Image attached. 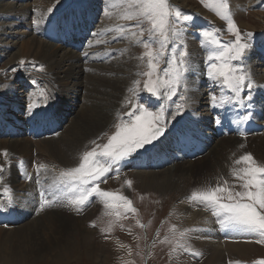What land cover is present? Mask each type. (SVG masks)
Returning a JSON list of instances; mask_svg holds the SVG:
<instances>
[{"label": "rangeland", "instance_id": "rangeland-1", "mask_svg": "<svg viewBox=\"0 0 264 264\" xmlns=\"http://www.w3.org/2000/svg\"><path fill=\"white\" fill-rule=\"evenodd\" d=\"M2 1L3 0H0L1 8H5V7L8 8L10 4H16V3L24 4V3H27L28 0H22V1L21 0H4L3 1L4 3ZM96 1L95 0H92V1L91 0H59V3H57V0H54V2H51L52 11L49 12L47 10L41 15L38 13L40 12V9L44 8L45 3L39 4L38 0H34V1L29 0L28 2L33 4L32 6L33 9L29 12L30 21L32 23L31 26L26 27L24 25L17 24L14 35L10 39L8 38L5 39L6 36L5 37L3 36L2 37L3 39L0 41L1 44H6V46L0 47V52H1L0 53V83H2L0 84V105L7 106L8 107L7 110H9L8 112L10 111L12 112L11 108H13V106H15V109L16 107L22 109L21 111H17V114L19 115V117L21 115L20 112H24L28 115H33L36 112H43V111L37 110L36 108L31 109V110L28 108L29 104H39L41 105V107H44V102L41 101L42 97H40V100H38V102L36 103V97L37 95H41V90L44 93L45 103L48 102L51 96L53 97L55 96L53 98L55 101L54 102V106H55L56 99L60 98L59 91H58V83L55 80L53 71L49 67L50 63L47 61L41 60V57L39 56L40 55L39 48L37 47L34 49H30L29 45L27 46V41H31L36 36L37 39L40 40L42 43L45 42L44 44L49 43L57 48L58 47L62 48L59 51V55H63L64 52L66 51L74 50L72 49V45L64 44L65 41L55 40L54 41L55 44L49 42L47 39H45L43 33L40 34V29L35 34L34 26L36 23L34 22L40 21V24L41 22L43 24L45 21V18H47L48 15L53 17L56 14V12L58 13L57 15L59 16L60 22H62L64 20V14H63V11L58 12L59 10H66L72 6L75 8L77 6L83 7L84 9L83 13L85 15V18H84L85 20L83 21L79 20L77 23L67 20L65 22L64 27H61L58 33L59 35H62V34L65 35L72 31L82 29L85 26V24H91V19L94 22L95 28L94 27L92 28H94V31L96 32L95 34L96 36L94 35L95 37H93V41L95 42H92V43L96 45L95 50L97 52L93 51V49L87 51L88 54L85 57L87 58L86 62H88L89 60V62H91L90 64H94V65L91 66V71H89V67L85 68V74H84L85 76L86 74L87 75L90 74V76L97 74L96 71L92 70L94 66H97L98 69H99V65L101 64L102 65L108 64V66H111L107 62H110V60L113 59V57L123 54L126 51L128 55H130V52L132 53L131 57L134 58V60H136L135 65H134L135 69L133 71V74L135 77L131 78L128 85L126 84L127 86H129L128 89L125 88L127 89L126 95L127 94L128 95L125 96V100L121 103L120 110L117 112L115 119L111 122V125L108 126L107 128H104V130H102L98 135L92 137V139L90 138L83 145V147L76 152L77 154L75 153V155H77V162H76L77 165L80 163L79 158L81 157V154L84 151L90 150L92 147H95L96 145L102 146L105 143H107L108 137L111 136L116 131L114 125L119 123L121 118H123V120L125 121L128 120V117L126 114L133 109V104H143L144 107L149 108L148 103H146V101L144 100H147V97L150 94H148L146 91H139L138 96H137L136 93L129 91V88L133 87L134 81L140 80V88L142 89L144 81L147 79V77L138 75L139 72L148 70L147 69V58H144L143 61L139 58L146 51V49L142 45H138L134 43V41H132V39L130 38H118V33L110 30L114 27L112 26L114 24L115 25H119V24L131 25V24H135L136 22L120 19L119 16L115 17L113 14L106 15L102 8L101 10L98 9L99 7L98 4L101 5V7L104 6L103 0H99V3H97ZM191 1L192 2H190V5L185 6L181 2L172 0V3L174 5H177L185 14H190L193 16V20L190 22H187V24L181 21L177 23L176 25L177 27L186 28V31L183 33L182 39L187 44L188 51L191 54L190 60L193 66V70L188 76L187 91L181 90L180 92V95L185 96L186 103H184L183 101H180L177 97H173V101H175L176 103H184L183 110L178 112L177 109L175 108V104H173L172 102H168L167 104V112H166V114H168L166 115V117H168L167 124L170 121L169 118L173 119L172 118L173 116H175V118L177 117V124H178L180 119H182V117L184 118L185 114L198 113L201 115H206L209 112L206 108L210 101V94H215V93L218 94L219 92L224 90V89H221L219 86L213 84V82L209 78L207 80V76L205 74H196L195 71L197 70V67H196L197 61L194 60L195 57L194 58L192 57L193 50L191 49L192 47L190 48L191 45L189 43V41L191 40V37L188 35H195L193 39L197 38V43L199 46L198 49L204 54L203 59L202 60L200 59V60L204 63V69L206 70L207 69L206 56L208 55V51L211 48V46L209 45L205 47L204 45H202L201 40L203 39V37L201 35V32L204 29L211 30L213 29V26L215 27V29H219V30H221L222 28L225 29L226 21L221 19L218 15H216L215 12H213L209 8L204 7V5L201 3V0H191ZM248 1H251V0H248ZM253 1L254 0H252L251 2ZM228 2L230 5V10H231V3L230 1ZM90 3H94L96 6H89ZM199 9H204L206 11L205 14L211 13L214 16H216L214 18L218 19L219 25L215 21L211 22L206 18L202 19V16L199 13ZM243 11L244 12L242 14H244L245 16L244 21L248 19L245 22L248 23L249 21L253 23L254 25L259 24L261 27H263V29L261 30L262 31L261 33L264 34V16H260L261 14L260 15L255 14V13H260V12H255V11L264 12V9L261 10L259 6L254 7L253 4L250 5L248 3L246 7L244 6ZM84 15L81 17H84ZM92 15H95L96 17H91ZM89 17H91V19H89ZM2 20L3 18L0 19V22H2ZM234 20L242 32H252L254 34V38L257 33H260L258 32L259 31L258 28L251 29V27L250 28L243 27L238 24V21L236 19ZM188 23L192 25V29H190L189 27L190 25ZM101 24H105V25L109 24V27L107 30H101V31H105L104 34H102L101 31L99 30ZM205 25L211 26V27H205ZM142 27L147 28L148 25L144 24L142 25ZM7 30H9V28L6 29V31ZM197 30L199 31V34L201 35L199 37H197L198 35ZM18 32H21V34ZM220 35H221L222 40L224 41L234 39L233 35L229 32L224 34L220 31ZM147 37H148V33L147 31H145L143 38L147 39ZM87 40L88 42H90L89 41L90 38H88ZM95 43H98L99 47H98V44H95ZM175 43L179 44L180 40H176ZM56 44H59V45H56ZM101 44H103L104 48L100 47ZM60 45H62L63 47H61ZM173 46L174 45H171V44L169 45L170 48ZM152 47L156 48L158 47V45L154 44ZM88 48H90V45H88V47L85 50H87ZM100 48L110 49V50L115 49L117 52L113 53V55L110 56L111 58H109L108 61L99 63L96 60L97 58L94 57L93 54H96L95 56L99 55L98 53H99ZM262 49L261 51H257V52L253 51L252 49L248 53V59L246 61L247 68L252 73V79H254L256 84L259 83L256 81V78H257V76L255 75L256 69L258 71L262 70L261 76L264 77V70H263L264 69V58H263L264 50ZM85 52H83V54ZM89 53H92V54H89ZM165 59H167V56L165 57ZM253 61L260 62L261 64L254 65ZM160 66L161 68H163L164 64L161 63ZM51 72L53 73L52 75H50ZM117 76L118 75H116V77ZM197 76L204 77L205 81L203 82L202 85L201 84L195 85L192 83V78L194 77L198 79ZM50 79L51 81H48ZM33 80L36 81L35 84L32 83ZM85 80H87V78ZM30 84H33L35 86V90L31 91L33 87L30 88ZM11 86L12 88L17 89L18 91H21L22 94L20 95H22V97L19 99V101H16V100L15 101L12 100V102L8 101L6 97V93L10 91ZM37 88H42V89L37 90ZM256 89H259V87ZM194 90L201 91L203 95L201 99L199 98L195 106L192 100V92ZM82 93H83V97L81 96L82 102L79 100L80 106L77 109V110H80V112H81V104L83 106L84 104H86L84 103L85 95L87 94L86 89H84ZM16 94L17 92H13L14 96H16ZM222 95H225V93ZM45 97H47V99H45ZM153 98L156 99L155 97ZM127 100H131L132 103H127ZM140 100H142L143 102ZM15 109L13 108V110ZM151 111H156V109L153 108L151 109ZM222 111H224V109ZM258 111H260L261 113L262 110L259 109ZM263 112H264V109H263ZM225 113L226 112H224V114ZM210 114L211 112H209V114L207 115L211 118L212 114L211 115ZM224 114L220 116V120L224 116ZM255 116L257 115L254 114L253 116H251V119L254 121H255ZM67 117L68 119H70L71 116L70 117L67 116ZM12 120L13 122L16 121L15 119H12ZM71 120L72 119H70V121ZM70 121L67 122L66 126L60 129L62 133L59 137H55L51 139H49L50 137H47L45 139H40L38 141L48 140V141L56 142L58 138L62 139L63 134L65 130L67 129ZM215 127H216V124H215ZM253 130L255 131L256 128L255 129L251 128L250 134L254 133ZM17 135H20L23 137L22 138H20L19 136L7 137L10 139H2L0 140V142H2L3 140H14V139L19 140V139L28 138V137L32 139L35 138L30 135H27V137H24L26 136V132L22 133L19 126L17 127ZM167 136L162 142L157 144L156 147L153 148V150H156V148L157 149L160 148V146L165 143ZM32 139L30 140L32 141L31 144H33V146L32 148H29L28 151H25L26 153L25 152L19 153L17 151L15 152V149H12L11 147H4V149H1L0 165L2 164L6 167V165L8 166L7 164L8 162L10 163V165L6 167L7 172L5 173V175L3 174V181H0V203L2 202L1 200L4 199V196H5L3 192V187L12 185V187L16 189H19V188L22 189V188L29 186V184L23 185L25 183L21 182L17 177V170H16V168L18 169L17 163L21 159H23L25 162L28 161L30 165V169L32 170V172L29 173V169H28L27 175H30L31 173L36 172L37 167L38 165H40V163L45 164V165L47 163V165L50 166V164H48L47 159L44 162H38L41 159L40 156H43V158H45L46 153H44V155L42 151L40 153L39 151L41 150V148H39V146H37L36 144L38 142ZM93 141H95V144L92 143ZM256 141H257L256 139H253L247 144L249 146H252L256 143ZM259 148L260 147L257 145V149ZM5 150L8 152L7 154H11L10 155L11 157L10 156L5 157L4 155ZM262 154H263V151L254 153L255 159L260 163H264V155ZM146 155H150V151ZM146 155L143 156L142 158L143 160L148 158ZM2 159L4 160V162ZM150 161L151 162L148 163L149 165H151V163L153 162L152 160ZM134 163H135L134 165L136 166L137 164L141 162H134ZM129 165L133 166L131 162L129 163ZM12 166H15L13 167L14 173L9 168V167L12 168ZM166 166L168 167L169 165H166ZM166 166L163 168L156 169V170H160L159 172H156V173L149 172V171L155 170L154 168L153 169L148 168V170L146 169H142V170L126 169V173L123 174L121 172L120 174H117L118 177H116L117 176L116 175V176H110V178H108V176L106 178H102V182L99 183V187L102 190L111 191L117 194L127 196L132 201V206L136 209L135 212H132V211H126L123 208H121L120 209L121 215L119 218H117L115 215H109L108 213L113 210L107 209L105 207V204L102 198H97L94 201L96 204L93 202L94 204L91 205L90 207L86 209H81L80 211H78L80 213H83L80 216H78V214L75 212L77 211L76 207L74 210H72V208L67 205L66 207H68L69 212L67 211L65 212V214L71 215L67 217V220L59 219L57 217L50 218L48 216H45V213L50 210L44 211L37 217L30 215L22 223H19V225L20 224L23 225V226H20L21 228L19 231V235H17L18 230L15 233L13 232L15 229H18L17 228L19 226L18 224L16 225L12 224L8 226L0 224V264H147V263L148 264H185L184 262L187 259L192 261V264L194 263L203 264L204 258L195 256L193 254L195 251H193V249L190 248L188 244H187L188 245L187 247H189L191 251H185L182 248L176 247L175 241L177 239H180V236H179L180 232H184L186 229H190V230L192 229L189 227L186 228V223L183 224L181 222V218L179 217V215L178 214L176 215V210H175L174 205H175V202L179 198V188L176 186L177 188L164 192L161 187L162 185L164 187V184H167L168 182L166 177L164 176L166 171L162 170L164 168L166 169L167 168ZM140 171H146L149 173L139 175L138 173ZM9 174H11V176H9ZM203 174H204L203 165L200 163V161L196 160L190 166L188 179L184 180V178H182L178 182L179 183L178 185L182 186L183 184L182 187L185 188V186L187 187L190 183L192 187H195L201 182L203 178ZM120 175L122 176L121 178H119ZM14 176H16L15 177L16 182L13 181ZM218 177L213 178L214 179L213 182L211 181V179L207 180L208 182L206 181V183L202 187H207L210 184L214 186L218 180L220 183H223L224 179H227L229 181V184L234 183V179L232 178L231 175H224V176H220L219 178ZM8 179L11 184L6 182ZM118 179H120L122 182L121 183L117 182L119 181ZM112 180L115 184L114 187L108 184ZM126 181H131L130 187L128 186ZM236 190H240L238 183H236ZM17 200H19V198H17ZM189 201L195 204L196 206L203 208L210 215L213 222L215 221L216 223H218L217 218L214 217L213 215L211 216L210 211L206 209L203 205L197 202H194L190 199ZM66 204L68 203L66 202ZM28 212H32V210H29ZM41 215L42 217L39 220V222L35 223L34 219L39 218ZM84 217H88V218L84 219V221H80V219ZM13 227L15 228L13 229ZM219 229H221V227ZM188 232H186V235L184 237V241H186V243H188L186 240L187 239L186 236ZM248 236L246 239L252 241L253 246H255V249L252 251V254L244 256V260H237L234 263H228V264H237V262H239V264H257V261H259L260 259H264V243H258L257 241L259 240V237L257 236L251 235L252 236L251 238ZM166 237H167V240L165 239Z\"/></svg>", "mask_w": 264, "mask_h": 264}, {"label": "bare ground", "instance_id": "bare-ground-1", "mask_svg": "<svg viewBox=\"0 0 264 264\" xmlns=\"http://www.w3.org/2000/svg\"><path fill=\"white\" fill-rule=\"evenodd\" d=\"M28 1L27 3L24 4H18V3L10 4L8 8L7 7L1 8L0 6V19L3 18L2 22H0V41L3 39L2 38L3 36L4 37L6 36L5 39L7 38L10 39L15 33V28L17 24H21L26 27L31 26L32 23L30 21L29 12L33 9L32 8L33 4L29 3ZM174 1L181 2L185 6L190 5V2H192L191 0H174ZM228 1H230L231 3V12L233 14V17L238 21V24L240 26L247 28L251 27V29L252 28L259 29L258 32L260 33H257L255 35V38L253 39V45L255 42L260 41L259 49L255 48L254 46L253 51L257 52L260 49L264 48V34L261 33L263 27H261L259 24L254 25L249 21L248 23L245 22L248 19L244 21L245 16L244 14H242L244 12L243 11L244 6L246 7L248 3L250 5L253 4L254 7L259 6V8L263 10L264 0H254L253 2H251L252 0L251 1L228 0ZM51 2H54V0H38L39 4L45 3L44 8L40 9V12L38 14L42 15L44 12H46L51 7L52 4ZM96 2L99 3V0ZM115 2L117 4V7L115 9H110V10L112 11L113 15L117 17L118 13L122 9L119 6V0H115ZM89 6H96V5L94 3H90ZM98 6H99L98 9L101 10L102 8L104 10V6L101 7V5L99 4ZM61 11H63L64 19H65V13L70 14V19L72 20L75 19L76 11L73 7H70L69 9L66 10H59L58 12ZM83 11L84 10L82 9V11L79 12L80 16H83ZM255 12H260L255 14L257 15L261 14L260 16H264V12L262 11H255ZM199 13L202 16V19L206 18L211 22L215 21L219 25L218 19L214 18L216 16H214L213 14L211 13L205 14L206 11L204 9H199ZM57 14L58 13L56 12V14L53 17L48 15L47 18H45L43 24L42 22L41 24L36 23L34 26L35 34L40 29V34L43 33L45 39H47L49 42L53 44H55L54 42H52L53 39L55 37H58L57 27L61 23L59 16ZM81 19H84V17H81ZM47 25L51 26V29L49 31H45ZM112 26H115V24ZM90 27L91 28H85V33L80 32V35L82 36L84 35L85 39L89 38V36H91L92 34V38L90 39V42L87 43V41L85 42V40L83 41L81 39L80 42L82 43V46H78L76 50L66 51L64 52L63 55H59V51L62 48L60 47L57 48L49 43L44 44L45 42L42 43L40 40L37 39L36 36L31 41H27V46L29 45L30 49H34L37 47L39 48V52H40L39 56L41 57V60L50 63L49 67L53 71L55 80L58 83V91L60 98L56 99V105H55L56 107L54 106L55 101L53 99L55 96L54 97L51 96V98L47 102L48 105L47 103H45L47 106L46 110H48V112L52 114L51 121L48 124L58 125L60 126L61 129L64 126H66L67 122H69L70 119H72L68 124V127L65 130L62 139L58 138L56 142H52L48 140L38 141L40 139H45L47 137H43L39 139H32L28 137L38 142L35 143L37 144V146H39V148H41V150L39 149L40 153L41 151L43 155L44 153H46L45 158H43V156H40L41 159L38 162H44L47 159L48 164H50V166H48L46 163V165L48 166L47 170L42 169V178L44 179L47 178L46 179L47 186L52 183L53 179L59 174L60 170L76 167L77 155H75V153L78 150H80L90 138L92 139V137L98 135L102 130H104V128H107L108 126L111 125V122L115 119L117 112L120 110L121 103L125 100V96L128 95V94L126 95L127 93L126 91L129 87L127 85L129 84L131 78L135 77L133 71L135 69L134 65L136 60H134V58L131 57L132 53L130 52V55H128L127 51L123 54L113 57V59H111L110 62H107L111 66H108V64L107 65L101 64L99 65V69L97 66H94L92 70L96 71L97 74L91 76L90 74L89 75L86 74V76L84 75L85 68L89 67V71H91V66L94 65V64H90L91 62H89V60L88 62H86L87 58H85L86 57L85 53H87V51L91 49L97 52L95 50L96 45L92 43L95 42L93 41V37L96 36L95 35L96 32L94 31L95 26L93 21ZM108 27L109 24L106 25L101 24L99 30L100 31L107 30ZM189 27L190 29H192V25H190ZM8 28L9 30L10 29L11 30L6 31V29ZM221 32L224 34L227 33L224 30V28L221 29ZM18 33L21 34V32ZM101 33L104 34L105 31H101ZM188 36L191 37L189 43L191 45L190 48L192 47L191 49L193 50L192 57L193 58L195 57L194 60L197 61L196 64L197 70L195 72L196 74H205L206 70L204 69V63L201 61L204 57V54L198 49L199 46L197 43V38L193 39L195 35H188ZM88 45H90V48L85 50L88 47ZM3 46H6V44L0 43V47ZM60 46L63 47L62 45ZM100 47L104 48L103 44H101ZM101 48L99 49V53H98L99 55L95 56L96 54H93V56L97 58L96 60L99 63L108 61V59L111 58L110 56L113 55V53L117 52L115 49L110 50V49H101ZM83 52L85 53L83 54ZM253 64L255 65L261 63L257 61H253ZM261 71L260 70L258 71L257 69L255 70V75L258 78V79L256 78V81L259 82L257 83V85L264 86V77L261 76ZM53 73L51 72L50 75H52ZM116 75L118 76L116 77ZM86 78L87 80H85ZM48 81H51V79ZM204 81L205 80L203 76L198 77V79L194 77L192 78V83L195 85L196 84L202 85ZM84 89H86L87 91V94L85 95V99H84L85 100L84 103L86 104H84V106L81 104V112H80V110L77 109L80 106L79 100L80 101L82 100L81 96L83 97L82 92ZM259 89H260L259 97L254 96L253 102H255V104L252 106V109L245 110L236 105H225V107L223 108L224 111H222V113L216 119H213V117L210 118L207 115L210 112L208 106L206 109L209 112L206 115H201L198 113L185 114L184 118L183 117L182 119L179 118L180 121L178 122L177 125H175L174 130L170 133V135L168 136L166 135L167 139L165 143L161 145L160 148L158 149L156 148V150L153 149L150 150V155H146L148 158L144 159V163L146 165L145 167L147 169L154 168L156 170L159 168H163L166 165H169L168 167L166 166L167 167L166 169L165 168L162 169L166 171L164 176L166 177L168 182L167 184H164V187L163 185L161 187L164 192L175 189L177 187L179 188V198L174 205L176 210V215L177 214L179 215V217L181 218V222L183 224L186 223V228L189 227L192 229L190 232H188L186 236L187 237L186 240L188 242L187 244L189 245L190 248L193 249V251L195 252L198 251L202 254L199 257L204 258L203 264L234 263L237 260H244V256L252 254V251L255 249V246H253L252 241L246 239L248 234L238 233L231 230H225L222 228L219 229L220 225L215 221L213 222L210 215L203 208L191 203L189 201V196L194 190L201 188L206 183L207 180L211 179V181L213 182L214 181L213 178H217L218 176L220 177L224 175H231L230 169L232 167L243 166V165H234V161L237 160L241 155L245 153H251L254 156L255 152H260V151H263L262 155H264V140H263L264 139V132H263L264 131V112H263L264 87H259ZM13 92H17L16 96L13 95ZM20 94H22L21 91H18L17 89L12 88L11 86L10 91L6 93V97L9 102H12V100L19 101V99L22 97V95ZM225 95L228 94L225 93ZM202 96L203 95L199 90H194L192 92V100L194 106L197 104L199 98L200 99L202 98ZM7 108H8L7 106L1 107V113L3 115L7 112L11 120L14 119L13 116H15L16 118H18V120L24 121L23 114H21L20 117L17 114V111H21L22 109L17 107L15 109V106H13L15 110L11 108L12 112L11 111L8 112L9 110H7ZM50 108H52V110H49ZM259 109H261L262 111L259 115L255 116V121L250 118L247 121L239 122L241 121V117L246 114V111H251L253 116L255 114V111L258 112ZM224 112H226L225 113L226 115L224 114ZM222 114H224V116L220 120V116ZM236 114L239 115V120L235 118ZM67 116L69 117L71 116L70 119H68ZM217 119H219L221 123L217 124L216 123ZM233 121H238V122L233 123ZM248 121L254 123L253 129L256 128L255 131L253 130L254 133L252 134H250L247 131L246 124ZM38 123H41V121L40 120L34 121L33 123H31V126ZM60 129L58 130L57 135L52 136L49 139L59 137L62 133ZM9 135H10L9 129L6 126H0V137H1L0 140L10 139L7 138ZM19 137L22 138L23 136H19ZM24 137H27V135ZM28 138H23L19 140L18 139L3 140L2 142H0V151L1 149H4V147H11L12 149H15V152L17 151L19 153L28 151L29 148H32L33 146V144H31L32 141ZM253 139L257 140L256 143L252 146H249L247 143H249ZM163 140L159 141L157 144H159ZM241 145H243V147H241ZM257 145L260 147L259 149H257ZM10 155L11 154H7L8 157ZM150 160H152L153 162L151 163V165H147V163L151 162ZM196 160L200 161V163L203 165V169H204L203 178L201 182L195 187H192L190 183L189 185L187 183L188 186L187 187L185 186V188H183L182 187L183 184L182 186L178 185L179 184L178 182L182 178H184V180L188 179L190 166ZM26 163L28 165L29 173L32 172L28 161ZM131 163L133 166H135L134 162ZM7 164L8 166L10 165L9 162ZM8 166L6 165V167ZM15 166H12V168L9 167L13 173H14L13 167ZM6 167L2 175L3 174L5 175V173L7 172ZM16 170H17L18 179L21 182L25 183L23 185L29 184V186L22 189L20 188L16 189L12 187V185H10V187L13 189L14 207L16 211L13 215V220L11 222L13 225L16 224L19 225V223H22L30 215L37 217L46 210H50V211H47L45 213V216H48L50 218L57 217L59 219L67 220V217L70 214L69 215L65 214V212L68 211V207L66 206L68 205L69 207L72 208V210L75 209V206L66 204L67 200L61 197L60 200H58L56 203H52L54 205L51 204L52 205L51 208H46L42 210L41 204L43 203V199L44 198H47L49 200L53 199V196L50 193H48V187L45 189L46 197L39 196L35 189V182H34L35 177L33 176L31 181H26L25 179H22L21 174L18 173L17 168ZM155 170L149 172L156 173L160 171V170H156V171ZM149 172L140 171L138 174L139 175L147 174ZM122 173L125 174L126 170ZM9 176H11V174H9ZM15 177L16 176H14L13 181L16 182ZM121 177L122 176L120 175L119 178ZM118 180L119 181L117 182L120 183L122 182L120 179ZM6 182L11 184L9 179ZM108 184H110L113 187L115 185L113 180L110 181V183ZM17 198H19V200H17ZM94 203H92V205ZM29 210H32V212H28ZM75 212L78 214V216L83 214L78 211ZM42 215L39 218L34 219V222L38 223ZM86 218L88 217H84L80 219V221H84V219ZM20 226L23 225L20 224L17 227L18 229H15L13 231L15 233L18 230L17 235H19V231L21 228ZM14 228L15 227H13V229ZM248 237L251 238L252 236L250 235ZM184 263L192 264V261L187 259L185 260Z\"/></svg>", "mask_w": 264, "mask_h": 264}, {"label": "snow or ice", "instance_id": "snow-or-ice-1", "mask_svg": "<svg viewBox=\"0 0 264 264\" xmlns=\"http://www.w3.org/2000/svg\"><path fill=\"white\" fill-rule=\"evenodd\" d=\"M103 2L105 14L112 15L110 9L117 7L115 0H103ZM201 3L226 21L224 30L234 37L231 40H222L221 30L215 29L214 26L211 30L204 29L201 32L202 45L211 46L206 56L205 75L213 84L231 93L222 96L212 94L209 102L216 108L238 105L242 109L249 110L253 106L254 90L264 87L256 84L246 65L248 53L254 47V34L239 29L228 0H201ZM119 6L122 9L118 13L119 18L136 23L115 25L110 30L117 32L118 38H130L146 49L139 58L142 61L147 58L148 70L139 72L138 75L147 79L142 89L140 80H136L129 91L136 93L137 96L139 91H146L150 94L147 97L149 107L155 108L156 111L149 110L143 104H133V109L126 114L128 120L121 118L120 122L114 125L116 131L108 137L107 143L84 151L76 167L60 170L48 185V193L53 199L44 198L41 207L51 205L63 197L69 205L75 206L76 210L80 211L90 203V197H97L103 199L107 209L113 210L108 213L109 215L119 218L121 208L135 212L136 209L127 196L102 190L99 183L106 174L115 170L113 165L138 154L141 150L147 151L148 146H154L155 142L166 134L169 130L168 117H166L168 102L175 104L178 112L183 110L186 103L185 96L180 95V92L187 91L188 76L193 66L187 44L182 39L186 28L176 25L181 21L187 24L193 20V16L185 14L172 3V0H119ZM48 11L51 12L52 8ZM35 23L39 24L40 21ZM144 24L148 27H142ZM145 31L148 33L147 39L143 38ZM176 40H180V43L176 44ZM154 44L158 47L153 48ZM170 44L174 46L170 48ZM161 63L164 64L163 68L160 66ZM32 83L35 84L36 81L33 80ZM41 96H44L43 92ZM153 97L156 98L155 102L152 100ZM173 97L184 103H176ZM127 103L132 101L127 100ZM39 107V104L28 105L30 110ZM251 116V111H246L239 122L247 121ZM237 122L233 121V123ZM216 123L219 124L221 121L217 119ZM92 143L95 144V141ZM4 155L7 157L6 150ZM20 163L23 165V161ZM234 165L243 166H234L230 169L234 179L233 184H229L227 179H224L223 183L218 180L214 186L210 184L194 190L189 199L210 210L222 229L254 235L259 237L258 243H264V163L258 162L253 154L245 153L234 161ZM40 169L47 170V165H38L37 170ZM4 170L5 166L0 165V173ZM0 181H3L2 174ZM126 183L131 186V181ZM236 183L240 190H236ZM3 192L7 202L0 203V211H14L13 189L5 186ZM41 196L46 197L45 191L41 192ZM188 231L191 230L180 232V239L175 241L177 248L191 251L184 241ZM165 239L167 240V237ZM193 254L202 255L198 251ZM257 264H264V259L257 261Z\"/></svg>", "mask_w": 264, "mask_h": 264}]
</instances>
